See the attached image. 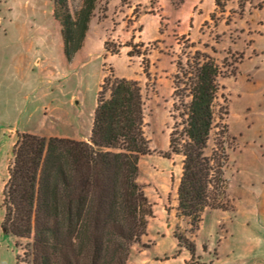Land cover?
Wrapping results in <instances>:
<instances>
[{
    "label": "rangeland",
    "instance_id": "rangeland-1",
    "mask_svg": "<svg viewBox=\"0 0 264 264\" xmlns=\"http://www.w3.org/2000/svg\"><path fill=\"white\" fill-rule=\"evenodd\" d=\"M182 1L116 4L99 0L82 49L67 59L53 15V0H0V264H28L24 256L26 241H18L2 229L3 192L18 138L89 136L84 141L89 142L98 94L107 77L138 81L144 93V133L149 153L140 158L138 183L151 215L141 244L133 248L130 264H181L177 251L188 255L187 264H216L218 238L231 223L228 220L218 226V220L223 213L234 220L230 183L240 184L245 169L259 167L264 161L259 134L251 138L254 132H262L264 98L239 97L252 93L253 83H248L244 71L240 72L243 81L238 86L236 83L239 65L254 34L244 19L246 1L221 0L220 7L216 5L211 16L188 34L187 21L183 23L185 13L178 11ZM78 2L70 4L71 11ZM130 4L135 5L133 12L124 9L123 14L121 8ZM156 27L160 39L147 42L148 33ZM197 50L209 54L221 68L207 154L211 157L214 151L225 152L223 174L230 210H206L195 228L178 212L182 157L171 153L169 135L174 123L172 79L177 73L176 63L179 59L186 61ZM257 80L262 90L264 76ZM235 132L245 135L237 142L250 153L236 158L241 176L234 174L235 141L228 136ZM175 234L185 236L194 253L180 247ZM207 246L212 247V254L205 252Z\"/></svg>",
    "mask_w": 264,
    "mask_h": 264
},
{
    "label": "trees",
    "instance_id": "trees-1",
    "mask_svg": "<svg viewBox=\"0 0 264 264\" xmlns=\"http://www.w3.org/2000/svg\"><path fill=\"white\" fill-rule=\"evenodd\" d=\"M76 1L53 0L67 59L82 49L99 0H78L71 11ZM220 1L215 0L217 7ZM176 68L169 149L182 157L178 212L196 228L206 210H230L225 152L207 154L221 68L199 50L186 61L179 59ZM145 124L140 83L107 77L89 142L18 138L3 192L2 229L26 241L28 264H130L151 215L138 183L140 158L149 153ZM175 238L194 253L185 236Z\"/></svg>",
    "mask_w": 264,
    "mask_h": 264
},
{
    "label": "crops",
    "instance_id": "crops-1",
    "mask_svg": "<svg viewBox=\"0 0 264 264\" xmlns=\"http://www.w3.org/2000/svg\"><path fill=\"white\" fill-rule=\"evenodd\" d=\"M123 1L129 3L134 0H112V2L116 4ZM212 1V4L209 0L182 1L178 11H181L182 14L185 13L183 23L187 21L188 24L186 34H188L189 30L199 28L200 26L198 25L203 23L207 19V16H211V12H213L214 7H216L215 1ZM245 1L246 3L243 6L245 14L244 19L249 22L248 25L253 29L252 31H254V34L251 45L245 50L242 63L239 65L236 83L238 86L243 81V74L240 72L244 71L248 83H253L252 93H245V96L244 93H242L239 97L244 98L247 96L250 99H254L255 97L264 98V88L260 90L262 85L260 81L257 80L258 76H264V0ZM133 4L122 7L121 11H123V14L125 13L124 9H128L129 14H131L135 9V5ZM196 7H198V10L202 9V12L198 10L195 12L198 13L197 16L194 15ZM119 27L121 26L119 25ZM143 32L141 33L142 35L144 34ZM148 35L149 38H147V42L159 40L160 33L158 27L153 28ZM142 42L145 41L142 40ZM255 88H258V91L254 90ZM252 126H255L254 123ZM255 134H259L258 137L259 140H261L260 147L263 150L262 156L264 158V124L262 132H254V135L251 137L252 139L255 137ZM228 136L231 141H235V148L234 150L231 149L234 153L235 160L236 158L239 160V157L244 153H246L247 156L250 155V153H248L249 150L242 148L237 142L238 138L245 136L244 134L235 132ZM88 137L64 136V138L75 141H85ZM236 164L237 160L234 162V174L239 173L238 176H241V171L239 170L237 172L238 167ZM243 173L245 175L241 178L240 184H232L233 181L230 183L234 200V220L231 215L225 213L221 214V219L218 220V226H220L221 222L228 220H231V223L228 226L229 228H227L225 232H222L224 235L218 238L216 246V264H264V161L261 166L250 167L247 170L245 169ZM243 186V191L239 193L238 189ZM173 249L177 248L174 247ZM205 252L207 254H212V247L207 246ZM177 257L180 258L181 264H187L190 261L188 255L184 251H177Z\"/></svg>",
    "mask_w": 264,
    "mask_h": 264
}]
</instances>
